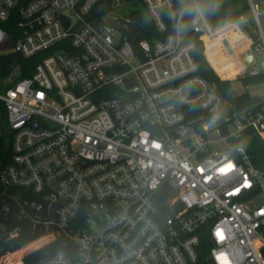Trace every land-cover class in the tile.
I'll list each match as a JSON object with an SVG mask.
<instances>
[{
    "label": "built area",
    "instance_id": "2783aa9c",
    "mask_svg": "<svg viewBox=\"0 0 264 264\" xmlns=\"http://www.w3.org/2000/svg\"><path fill=\"white\" fill-rule=\"evenodd\" d=\"M100 2L0 0L14 39L0 57L40 55L31 75L0 76L12 145L0 239L20 233L12 219L42 232L0 264H192L205 233L215 264H264V171L242 144L232 151L247 126L264 138V106L223 131L224 98L195 58L198 38L236 55L222 79L263 73L260 3L216 25L203 0H142L161 36L136 48L130 0L103 14ZM29 247L46 251L17 255Z\"/></svg>",
    "mask_w": 264,
    "mask_h": 264
},
{
    "label": "trees",
    "instance_id": "16d2710c",
    "mask_svg": "<svg viewBox=\"0 0 264 264\" xmlns=\"http://www.w3.org/2000/svg\"><path fill=\"white\" fill-rule=\"evenodd\" d=\"M142 1V0H130ZM205 10L214 24H220L230 19L238 17L241 13L247 12L249 8L248 0H203ZM111 8V0H101L95 6V11L98 14H103ZM133 23L130 30V39L134 46L137 48L138 42L141 39L147 38L152 40L155 37L161 36L151 16L142 9L133 10L131 13ZM0 27L3 29L11 30L10 26L0 21ZM12 31V30H11ZM197 49L195 51V58L198 63V74L205 77L215 84L216 89L221 93L224 98L222 108V118L226 119L222 125L223 131H227V123L234 120L235 114L241 115L248 110H257L264 106V99L259 95L252 94L248 91L237 93L233 80L222 79L218 73L213 69L204 54V44L198 38ZM208 47H211L210 45ZM40 55L26 58L19 53L3 54L0 57V76H4L8 71L16 66H19V73L16 79H20L32 74L36 64L39 62ZM220 73V71L218 70ZM222 74V73H221ZM222 76H224L222 74ZM226 77V76H224ZM245 85L259 83L264 80V72L259 75H245L239 77ZM6 111L4 104L0 102V173L5 165L10 161L12 156V145L10 140V133L6 126ZM233 148L235 151L237 145L242 144L247 152L250 154L252 162L256 167L264 171V138L253 126H247L242 129L240 138L232 139ZM8 190L0 181V207L2 204L3 196ZM12 215V214H9ZM13 225L20 224L21 231L18 235L8 238L4 236L0 239V255L5 253L8 249L19 248L32 240L36 239L42 234L41 231H34L33 226L27 221H18L12 219ZM37 246V245H36ZM38 247V246H37ZM211 243L207 233L202 236L200 245V254L198 259L192 264H215L209 257ZM29 248L22 249L18 252V256L28 253V260L36 258L46 251L44 248H36L33 252L28 251ZM33 249V248H32ZM31 252V254H29Z\"/></svg>",
    "mask_w": 264,
    "mask_h": 264
},
{
    "label": "rangeland",
    "instance_id": "374dc122",
    "mask_svg": "<svg viewBox=\"0 0 264 264\" xmlns=\"http://www.w3.org/2000/svg\"><path fill=\"white\" fill-rule=\"evenodd\" d=\"M256 1L260 3L261 9L263 10L261 19L264 26V0H256ZM136 9H142L147 13V8L142 1H138V2L130 1L128 5L125 7L124 12L125 13L131 12ZM213 49H215V47ZM204 54L208 62L216 71V73H218L217 71L219 70L220 73H222L226 77H231L232 75H234L236 73L235 69H238L241 66V64L238 62L236 55L228 59L221 60L220 58L223 57L224 53L215 54L210 47H207L206 50L205 46H204ZM256 66H258V64ZM231 80H233V86L238 94L244 91H248L252 94L259 95L262 99H264V80L259 83H253L249 85H245L243 81L239 79V77L238 78L233 77L231 78ZM217 136L218 135L216 133L212 134L213 138H216ZM213 148L218 150H225V144L223 142H219L218 144L214 143Z\"/></svg>",
    "mask_w": 264,
    "mask_h": 264
},
{
    "label": "water",
    "instance_id": "95a60500",
    "mask_svg": "<svg viewBox=\"0 0 264 264\" xmlns=\"http://www.w3.org/2000/svg\"><path fill=\"white\" fill-rule=\"evenodd\" d=\"M108 22H110L116 26L121 27V25L113 19H108ZM13 42H14L13 37L7 31H5L4 29H2L0 27V48L1 49H9L12 47ZM263 65H264V62H263ZM55 208H56V204L54 205V209Z\"/></svg>",
    "mask_w": 264,
    "mask_h": 264
}]
</instances>
